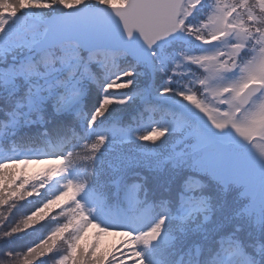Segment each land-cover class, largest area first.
<instances>
[{
  "label": "snow or ice",
  "instance_id": "snow-or-ice-1",
  "mask_svg": "<svg viewBox=\"0 0 264 264\" xmlns=\"http://www.w3.org/2000/svg\"><path fill=\"white\" fill-rule=\"evenodd\" d=\"M0 264H264V0H0Z\"/></svg>",
  "mask_w": 264,
  "mask_h": 264
},
{
  "label": "trees",
  "instance_id": "trees-1",
  "mask_svg": "<svg viewBox=\"0 0 264 264\" xmlns=\"http://www.w3.org/2000/svg\"><path fill=\"white\" fill-rule=\"evenodd\" d=\"M100 250H101V251H106V250H108V247H107V246H101V247H100Z\"/></svg>",
  "mask_w": 264,
  "mask_h": 264
}]
</instances>
